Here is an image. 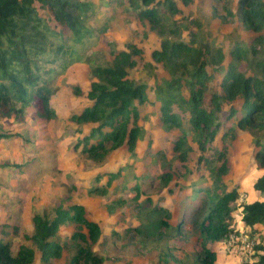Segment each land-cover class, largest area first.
Returning <instances> with one entry per match:
<instances>
[{"label":"trees","instance_id":"obj_1","mask_svg":"<svg viewBox=\"0 0 264 264\" xmlns=\"http://www.w3.org/2000/svg\"><path fill=\"white\" fill-rule=\"evenodd\" d=\"M195 0H127L136 18L146 22L151 31L163 37L158 50L152 51L153 63L161 65L169 79L151 86L130 79L128 71L137 65L135 57L142 50L127 45L126 51L112 52L111 59L96 52L87 56L84 40L89 36L85 27L90 3L81 0H0V141L13 135L3 131L1 122L10 118L22 120L25 110L33 108L44 121L56 120L50 106L51 80L57 70L63 72L76 62H84L93 78L85 93L72 87L76 96L87 100L80 113L69 121L76 126L78 137L73 150L94 172L87 189L89 196L107 197L105 207L113 213L130 205L137 226L122 232L111 229L107 234L86 218L80 204L58 205L45 213H33L32 230L24 234L26 243L15 249L0 232V264H53L65 255V264H131L132 257L152 255L155 264H223L208 245L222 242L232 231L230 222L238 200L237 189L226 190L222 178L228 172L226 151L215 148L217 138H225L232 129L223 122L234 120V126L248 133L253 142V158L262 170L252 189L264 197V0H236L234 10L230 0H207L212 13L222 24L237 17L244 32L251 34L246 45L235 42L227 52L212 44H199L191 34L187 41L179 40L175 23L166 24L168 13L179 12L177 2L187 7ZM108 5L116 4L108 1ZM221 6L222 15L216 7ZM220 76L219 92L212 93L209 107L204 96L209 86ZM154 94L159 103L162 125L181 129L173 142L175 160L184 164L192 151L184 124L193 136L210 184L195 181L170 187L174 179L172 159L162 151L154 156L160 160L161 173L147 170L125 173V166H108L111 156L122 149L133 159L136 144L142 134L139 106ZM186 94V95H184ZM175 108L180 115L174 113ZM149 145L143 156L150 154ZM213 151L210 159L204 154ZM214 156V158H213ZM177 189V190H176ZM179 193L178 217L161 196ZM241 223L251 233L264 236V200L240 204ZM188 217L198 233V248L188 253L177 246L187 241L184 217ZM70 228L69 235H61ZM133 248L132 256L127 249ZM257 264H264L263 243L254 248ZM223 262V263H222Z\"/></svg>","mask_w":264,"mask_h":264},{"label":"rangeland","instance_id":"obj_2","mask_svg":"<svg viewBox=\"0 0 264 264\" xmlns=\"http://www.w3.org/2000/svg\"><path fill=\"white\" fill-rule=\"evenodd\" d=\"M81 1L91 4L85 21V27L90 34L84 40V54L90 56L96 52L97 55L109 60L112 52L126 51L127 45H134L142 50V55L135 57L136 67L128 71L130 79L151 86L156 82L160 83L163 79H169L162 66L153 63L150 58L152 51L160 48L163 37L151 31L146 22L136 18L135 13L128 7L127 0H112L116 3L113 5H108L107 2L110 0ZM235 3L236 0L229 1L231 10H234ZM176 4L179 12L174 16L166 13L168 17L165 23L169 25L175 23L180 41L185 42L191 34H194L197 43L221 47L226 53L235 42L242 41L246 45L251 36L242 30L237 17L228 24L220 23L214 17L207 0H195L187 7L178 2ZM216 9L218 14H223L221 6ZM51 77L50 106L55 110L56 120L44 121L33 108H28L21 121L10 118L1 122L3 131L13 136L0 141V232L4 231L8 234L7 240L14 249L26 243L23 235L32 230L33 213H45L58 205H82L86 218L96 222L105 234L111 229L122 232L125 228L138 225L129 204L109 213L105 205L113 199L111 195L100 197L87 194L88 185L97 171L94 172L89 168L90 165L82 160L79 155L80 149L72 148L78 135L75 132L76 126L68 119L71 114L80 113L87 105L84 95L76 96L72 87H79L83 93L87 91L90 82L93 81L87 65L84 62H76L63 72L57 70ZM219 81L220 76L217 75L215 82L209 86L204 96L206 108L209 107L210 95L219 92ZM148 98L153 102L154 94L150 93ZM139 108V126L142 134L136 144L135 158H129L122 149L111 156L108 166L115 169L123 165L125 173L136 174L145 169L150 174L156 175L162 170L161 162L154 154L162 151L167 160L172 159V170H175L170 187L178 188V185H187L203 179H205L204 184L209 185L208 172L204 170L202 162H198V157L202 154L193 142V136L186 125L184 124L182 129H185L192 151L187 161L182 164L175 160L176 154L172 151V144L181 135V129L162 125L157 101L144 102ZM172 111L181 116L175 108ZM221 122L223 128L220 133L232 129L229 136L223 139L217 138L214 143L215 148H223L226 151L228 172L222 178L226 190L237 189L239 195H243L245 202L264 200V197H260L252 189L253 182L262 170L256 167L251 137L248 133L237 130L234 120ZM148 145L151 151L144 159ZM213 154V151H207L204 156L210 159ZM161 196L168 199L164 205L171 209L175 221L182 196L178 192L168 196L166 190L162 191ZM238 203L239 200L234 204L235 213L230 222V227L234 229L238 222L239 227L242 228L239 220L240 206L236 207ZM183 221L187 241L176 244L186 252L192 253L198 248L199 236L187 216ZM70 232V228L60 230L61 235H69ZM248 234L263 243L264 237L261 231L248 232ZM219 246V243L208 245L218 254L220 260L219 257L223 254L219 255L221 253ZM132 254L133 248L129 247L127 256L131 257ZM223 257L225 259L223 264L238 262L233 257ZM153 259L152 255L148 254L140 258L132 257L131 264H155ZM53 264H65V255L59 260H54Z\"/></svg>","mask_w":264,"mask_h":264},{"label":"built area","instance_id":"obj_3","mask_svg":"<svg viewBox=\"0 0 264 264\" xmlns=\"http://www.w3.org/2000/svg\"><path fill=\"white\" fill-rule=\"evenodd\" d=\"M239 203L236 207L240 206L243 201V195L238 197ZM242 213L240 210L239 220L241 221ZM239 222L236 224L237 227L231 228L232 231L229 233L227 238L223 241L221 246V254L225 257H233L238 262L236 264H257L256 252L254 250L257 239L253 235H249V230L239 227ZM235 225V226H236Z\"/></svg>","mask_w":264,"mask_h":264},{"label":"crops","instance_id":"obj_4","mask_svg":"<svg viewBox=\"0 0 264 264\" xmlns=\"http://www.w3.org/2000/svg\"><path fill=\"white\" fill-rule=\"evenodd\" d=\"M262 198H263V197H262ZM263 237H264V236H263ZM219 253H220V251H219ZM219 255H222V254L220 253ZM223 256H224V255H223ZM223 256L219 257V258H221V261H222V260L225 261V259H224ZM216 264H217V262H216Z\"/></svg>","mask_w":264,"mask_h":264}]
</instances>
